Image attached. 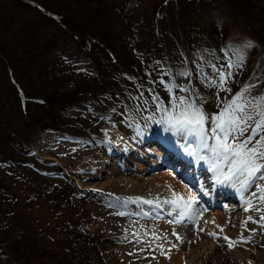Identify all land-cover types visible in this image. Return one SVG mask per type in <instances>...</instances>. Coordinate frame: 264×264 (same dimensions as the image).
I'll use <instances>...</instances> for the list:
<instances>
[{
  "label": "rangeland",
  "instance_id": "374dc122",
  "mask_svg": "<svg viewBox=\"0 0 264 264\" xmlns=\"http://www.w3.org/2000/svg\"><path fill=\"white\" fill-rule=\"evenodd\" d=\"M53 2V7L36 2L42 11L38 14L26 0L22 9L20 1L0 0V19L4 15L15 19L13 29L6 32L10 43L7 51L18 43L11 34L18 26L31 29L32 34L37 31L31 50L41 54L35 67L43 65L48 73L35 84H42L46 91L57 88L68 95L81 90V99L59 112L62 127L44 129L36 145L34 130L26 126L27 119H18L21 145L34 152L39 161L7 170L0 166V180L8 192L1 194L15 205H8L7 210H16L5 223V215L1 214L0 224L13 233L27 226L28 241L36 243L38 253L56 254L39 256L31 245L26 263L11 242L3 246L7 259L0 254V264H52L51 260L55 263L57 259L74 264L77 258L73 260L71 253L72 257L85 254L91 258L95 255L91 252L103 264H144L138 254L141 249L163 246L142 233L145 218L154 224L151 228L173 221L168 215L155 216L158 204L152 197L176 209L177 205L172 204L178 201L176 191L187 199L192 194L176 176L168 177L163 170L150 171L151 160L157 159L149 151L154 147L153 140H138L164 134L174 139L178 133L197 139L200 131L211 142L210 148L206 143L200 148L203 163L213 160L216 170L222 163L237 167L242 161L246 168L239 174L251 172L249 178L258 186L252 193L249 183L242 185L241 196L247 199L245 209L238 201L222 200L217 194V204L209 209L208 217L212 220L215 210L237 204V210L242 212L232 213L233 224H240L237 217L241 213L249 221L227 227L230 235H241L235 236L233 244H244L245 249L256 252L255 264H264V0ZM69 3L73 7L67 8ZM81 9L84 12L80 13ZM95 9L101 13L92 17ZM53 11L59 12L53 15L56 21L48 24L44 17ZM85 35L90 38L91 49H106L110 65H101L106 75L77 41ZM250 39L256 46L254 53L248 48ZM48 44L53 47L44 54L42 47ZM241 44L247 47L242 50ZM243 55L248 65L242 64ZM4 68L1 82L6 89L10 90L12 75L26 92L27 84L21 76L0 64V70ZM9 95L12 97L11 92ZM124 144L137 149L128 148L129 151ZM183 149L185 154L189 152V148ZM103 158L106 162H102ZM100 162L103 165L98 168ZM149 178L155 180L156 186L147 185ZM136 191L146 195L142 200L148 204L128 197ZM195 204L200 214H206L199 201ZM192 224L196 222L184 221L180 226L193 229ZM89 238L88 252L87 247L82 249L80 239ZM224 247L235 249L228 244ZM235 251L238 255L245 252L239 248Z\"/></svg>",
  "mask_w": 264,
  "mask_h": 264
},
{
  "label": "bare ground",
  "instance_id": "6f19581e",
  "mask_svg": "<svg viewBox=\"0 0 264 264\" xmlns=\"http://www.w3.org/2000/svg\"><path fill=\"white\" fill-rule=\"evenodd\" d=\"M182 126H186V125H182ZM200 132H199L200 136L199 134L197 135L198 140L195 138V136H191V135L190 138L189 136H187L188 137L187 138L185 137L184 133L183 134L178 133L174 139H171L168 135H166L165 138L161 137L162 139L158 137V139L160 140L158 139L156 140H158L157 144L160 147L154 146L149 150L157 155V159H152L151 161L153 163L160 164V166L161 165L163 166L165 165L164 162L162 161L164 154L169 156L172 152L180 153L186 159H189L188 156L183 155L185 154L183 152L184 151L183 148L187 147L189 148L188 153L190 155H193L194 157L193 159L194 162H193V169L191 168L188 169L186 173L188 174L198 173L196 168L198 166V162L201 163L203 162L201 161L202 149L200 150V148H202L205 143L207 144L208 148H210L211 146V142L208 139L209 136L204 132H201L202 134ZM117 135L119 136V138L124 139L123 135L121 136L120 133H117ZM140 139L138 140L140 141V143L142 141L146 142V140L147 142H149V140H155L149 137L148 138L143 137L142 140ZM165 139L168 140V143L171 147H167L164 144L166 143ZM122 141H120L121 144H123L124 142ZM160 141H162L163 143ZM131 146L132 145L127 144L126 148L127 149L130 148L132 149V151H136L137 147L134 148ZM212 150L213 149H211V151ZM141 154L142 156L144 155L143 152ZM105 159L106 158H103L102 162L104 161L106 162ZM175 161L179 163L180 165L179 169L182 170V166L186 164V162L184 160L182 162V159L178 155L175 156ZM102 162H100L98 168L102 167L103 165ZM95 166H97L96 163L94 167ZM207 166L208 169H205L206 172L201 173L199 176L200 188L196 190L193 189L191 186H189L187 183H185V181H182L180 177L177 176L175 171L165 166L162 167L163 174L165 173V175L168 177H170L171 175L176 176L179 180L182 181L184 187L189 189L192 196L191 198L187 199L186 197L181 196L179 194V191H176L177 194L174 195L177 197V200L180 201V202L178 201L172 202L173 205H177L176 209H169V207L171 206L166 205L168 207L167 208L166 206L161 205L166 201L162 202V200H158V199L156 200L155 197H152V199L158 204L154 213L155 216L160 218L161 215H163L164 213L172 214L173 222H166L162 225L155 224L156 228H151L154 224H152L151 221L145 218L144 223L142 225V233L146 234L145 236L150 237L152 241L159 244H163V246L158 247L153 245L154 244L153 243L151 244L154 246L153 249L151 248L146 250L141 249V251L138 254L140 255V258L143 260L144 264L147 261H149L150 264H206L209 262L210 264H255L258 258V256H256L255 254L256 252L252 251L251 249H245V246L242 243H238V246L234 245L233 240L235 236L238 238L241 235H239L240 234L239 232H234V235H230L229 230L227 228L229 226L231 227L239 226L244 221L247 220L249 221L248 217H246V215L241 213L237 217V220L239 221L240 224L239 225L233 224L235 220L234 219L235 216L232 215V213L242 212L237 210L239 209L238 205L230 203V206L226 207V209L223 211H221L220 209L215 210V214L214 213L213 214L216 215L215 217L216 220L215 218H212L211 220V218L209 219L208 217L209 215L207 214V211H204V213L206 214H200L198 210L194 209L195 208L194 202L199 198V196L200 197L209 196L207 197L208 198L207 201L209 202V204L208 203L202 204V206H206L207 208H209L211 207L213 197H215L214 195L219 194V197L221 198L223 197V200L238 201L239 203L243 204L241 209H245V203L247 202L246 201L247 199L244 200V197L241 196V188L249 183L250 184L249 188H251L252 193H254L257 189V184L253 182L252 178H249L251 176V172L248 173V171H246L243 174H239L241 172V169L246 168L242 161L238 163L237 167L232 166L231 164L222 163L221 165H219L216 172H212L210 164H207ZM144 168L145 167L141 166V169ZM209 175H213V176L211 177ZM154 181L155 180L149 178L147 181V185L150 187H154L153 185L156 186V184L153 183ZM160 185L161 184H157V186ZM119 196H114V198L118 201ZM128 197H131L132 201L140 200L141 202L148 204L147 202L142 200L143 197H146L144 193H139L138 191H136L132 194H129ZM194 212L196 213L194 214L195 216H193ZM231 216L233 217V220L231 219ZM194 217L197 218H196V224L194 226L193 225L191 226L193 227V229H187L183 231L182 230L183 228H181L180 226L182 225L183 221H188V219H193ZM113 228L115 227L113 226L112 229ZM236 231H239V229ZM242 233H244V231ZM226 244H228L230 248L234 247L235 249L234 250H231L229 248L226 249V247H224ZM255 246L257 247L259 246V244ZM188 247L189 250L187 251L186 248ZM236 248L243 249L245 252L240 253L238 255L235 251ZM142 250H144V252ZM236 255L238 256L236 257ZM258 261H262V260H258Z\"/></svg>",
  "mask_w": 264,
  "mask_h": 264
},
{
  "label": "trees",
  "instance_id": "16d2710c",
  "mask_svg": "<svg viewBox=\"0 0 264 264\" xmlns=\"http://www.w3.org/2000/svg\"><path fill=\"white\" fill-rule=\"evenodd\" d=\"M20 1V8L22 9V3L23 0H17ZM27 4H30V8L35 10L38 14H40L42 11L39 9L41 6L37 5L38 3H49L52 7L55 5L54 0H26ZM223 2H226L228 0H222ZM31 2V3H30ZM57 2V0H56ZM234 5V4H233ZM68 7H73L70 3ZM59 11H61L62 7L61 5L58 7ZM82 9L80 13H82ZM54 12V11H53ZM51 12V15H45L44 19L47 21L48 24L55 23V19L53 18V15L58 14L59 12ZM84 12V11H83ZM99 9H95L92 17L100 15ZM5 17V19H3ZM2 19H0V26L2 29V32H0V64L3 66H7V70L10 71V69H14L15 72H17L21 79L25 81L27 84L26 92L21 89V86L18 84L17 80L10 75L11 80V86L10 90H7L4 86L3 82L1 80L3 79V74L6 73L5 68L3 70H0V166L3 170H7L10 168H19L21 166H26L31 164L34 161H39L37 156L27 147H22V135H19L17 126H18V119H27L28 123H26L27 127H30L34 130L33 132V142L36 145L40 139L41 133L44 129L48 128H61L62 127V120L63 116L59 113L61 109H63L66 105L73 103V101L77 99H81L79 96L81 90H76L73 95H68L62 92L57 91V88H51L48 91L44 89V86L42 84L36 85V80H42L46 78L48 73V68L43 69V65L40 68H36V63L40 60V54H35V51L31 50L33 48L34 42L37 40V31L36 33L32 34L30 32L31 29H26L25 27L18 26L16 29V32L11 33L12 36L15 37V39L18 38V43L15 44L12 49L7 51V33L13 27H11L14 24L15 19L13 17L8 16L6 17L4 15ZM16 17V16H15ZM87 17H91L90 14H87ZM61 21V20H60ZM61 22H66V20H63ZM36 23V21H35ZM50 26V25H49ZM94 33L89 36L90 38H93ZM86 35L82 37V39H77L79 44L83 47L84 51H88L89 58L93 61L95 66L99 68V70L106 75L107 72H105V65L109 64V58L105 54V50L103 47L99 48H93L91 49L89 46V40ZM251 44L249 43V50L254 53L256 50V46L254 45L253 39H250ZM19 45L21 48H19ZM235 48L238 50V47ZM242 50L247 47V45H243ZM50 47H53L51 44L44 45V48L42 47V52L46 54L49 51H51ZM94 50V51H92ZM220 52V50L218 51ZM251 53V54H252ZM247 56H242V64L248 65L247 62ZM104 60V64H103ZM105 66V67H101ZM110 65V64H109ZM55 80V77H54ZM9 88V87H8ZM236 89V88H233ZM11 92L12 97L9 95ZM41 95V96H40ZM36 96V97H35ZM57 108L58 111H55L54 108ZM48 109H51L50 112H47ZM54 110V111H53ZM48 113L50 115H48ZM184 113V112H183ZM92 141L89 137H84V140ZM2 192H7L5 185L0 180V215L4 214L5 217L2 220L3 223L8 217V219L13 217L16 210H7L8 205H12L15 207L14 204H12L11 200L1 194ZM8 193V192H7ZM5 199H8V201H5ZM9 203V204H8ZM2 205H6L4 210L1 209ZM11 213V214H10ZM1 219V218H0ZM27 226L22 227L17 230V233H13L12 229L5 230L1 224H0V254L3 256L2 258H6V253L3 252V246L9 245L11 242L14 243L15 248L20 252V256H23L25 259V262L27 263V250L30 249L31 245L34 249L35 254H39V256L45 257L47 256V252L40 254L37 252V249H35L36 243L33 241L29 242V234L27 231ZM4 233H9L10 235H4ZM89 240L83 241L80 239V243L82 244V249L87 247L88 252L89 250ZM81 246V245H80ZM83 250H81L82 252ZM49 256H54L56 253L49 251ZM72 254H70L71 258L74 260L76 259V262L74 264H101L98 255L94 252H91L90 257H85V254H79L75 257H72ZM76 255V254H75ZM72 259L70 262H72ZM50 260V259H49ZM68 262L69 260L66 259ZM6 263L8 260H4ZM47 259L45 258V262ZM52 264H66L63 261H59L58 259L53 263V260H51ZM47 264V263H46ZM69 264V263H68ZM103 264V263H102Z\"/></svg>",
  "mask_w": 264,
  "mask_h": 264
}]
</instances>
